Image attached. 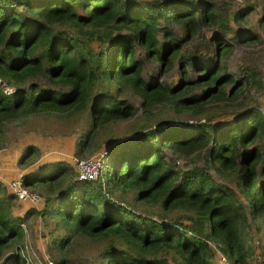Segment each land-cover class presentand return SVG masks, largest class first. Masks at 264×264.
Listing matches in <instances>:
<instances>
[{
	"label": "trees",
	"instance_id": "1",
	"mask_svg": "<svg viewBox=\"0 0 264 264\" xmlns=\"http://www.w3.org/2000/svg\"><path fill=\"white\" fill-rule=\"evenodd\" d=\"M258 5L264 0L232 11L213 0H0V132L41 114L74 122L83 157L103 128L137 109L150 117L166 105L184 117L153 114L157 121L112 135L96 180L65 160L35 167L24 183L43 203L23 215L0 180V264H26L18 249L6 253L22 245L29 214L48 226L58 264L82 244L94 246L88 264H220L221 254L229 264H264L253 260L250 221H264V107L235 102L244 92L264 97V61L244 58L232 73L226 65L234 45H264V14L245 19ZM175 65L170 84L163 76ZM38 155L29 144L18 161Z\"/></svg>",
	"mask_w": 264,
	"mask_h": 264
},
{
	"label": "rangeland",
	"instance_id": "2",
	"mask_svg": "<svg viewBox=\"0 0 264 264\" xmlns=\"http://www.w3.org/2000/svg\"><path fill=\"white\" fill-rule=\"evenodd\" d=\"M213 1L227 4L229 10L232 11L234 8H240L247 5L249 0ZM262 14H264V9L261 7V5H258L256 9H253L246 16L245 19L248 20V23H255L257 17H260ZM240 23L242 25H246L244 20L240 21ZM201 40L202 39L198 38L199 42ZM244 58H246V60L251 64H262L264 61V45L260 43L254 45L250 44V46L241 43L234 45L233 51L226 60L228 71L232 73L238 69V67L242 65ZM153 67H155V64L151 61L145 62V71H151ZM163 77L166 78L170 84L177 83L178 72L176 65ZM235 77H237L236 73ZM235 84V82H231L228 85L227 90L233 89ZM263 98L264 97L259 95V93L250 95L244 92L238 95V97L235 99V102H251V104L264 107L262 101ZM222 104L223 101L218 102V108L216 109L221 110V107L219 106ZM153 114H162V120H184L183 116L179 117L177 114L173 113L172 110L167 108L166 105H160L158 108H155L150 117H148V113H144L142 110L137 109L134 117L111 124L108 126V128H103L96 137L99 142V147L93 152L89 154L85 152L86 154L84 153L81 156L85 157L99 149L106 148L104 146H107V140L110 139L112 135L124 136L125 134L135 130L136 126H139L140 123L145 121L147 122V119L149 118L151 121H157L159 118L157 116H153ZM218 115L221 117H227L229 113L220 112ZM78 128H76L74 122L60 120L54 116L42 114L7 123L0 132V180L8 187V191H10L9 183L14 177L18 176L19 174L25 176L26 173L39 165L51 163L57 160H65L73 164L75 158H79V155L75 154V150L77 149L75 140L77 135L80 133ZM29 144L38 147L39 155L27 165H22L19 163L18 158L21 155L23 148ZM185 161L186 164H192V162H190L188 159ZM13 201H15V205L13 207L14 213L23 215L25 211L31 206L40 208L41 204L43 203V198L41 197V200L33 205H28L29 202H21L14 199ZM139 206L142 209L146 205L140 204ZM250 221L254 232V242L258 247L257 253H255L253 256V260L256 259L258 254L260 258H264V252L262 251V248L259 247L264 238V221L261 219H251ZM21 225L24 231L22 245L15 243L13 247L7 251L6 255L15 251L16 248L19 250L21 256L25 259L26 264H58L55 260L54 255L56 254L52 248V242H49V240H52V236L49 234L48 226L44 224L41 216L38 214L26 215L24 220L21 222ZM61 231L62 228L60 230L57 229L56 233ZM93 248L94 246L82 244L71 249L68 253L70 261L67 264H88ZM50 261H52V263H50Z\"/></svg>",
	"mask_w": 264,
	"mask_h": 264
},
{
	"label": "built area",
	"instance_id": "3",
	"mask_svg": "<svg viewBox=\"0 0 264 264\" xmlns=\"http://www.w3.org/2000/svg\"><path fill=\"white\" fill-rule=\"evenodd\" d=\"M1 86L3 91L6 93H10L13 90V88L7 83H2ZM107 154L108 147L99 149L85 157H76L73 165L78 172L79 177L86 180H96L100 174V169ZM9 188L16 201H24L29 202L28 204H36L41 200L42 197L37 191L33 190L24 183V176L22 174L10 181ZM259 258L260 256L258 254L256 260H258ZM50 263H52V261H50ZM219 263L229 264L230 261L226 256L221 254L219 257Z\"/></svg>",
	"mask_w": 264,
	"mask_h": 264
},
{
	"label": "crops",
	"instance_id": "4",
	"mask_svg": "<svg viewBox=\"0 0 264 264\" xmlns=\"http://www.w3.org/2000/svg\"><path fill=\"white\" fill-rule=\"evenodd\" d=\"M1 153H2V152H1ZM19 175H20V174H19ZM19 175H18V176H19ZM18 176H16V177H18ZM14 178H15V177H14ZM28 205H29V204H28ZM41 205H42V204H41Z\"/></svg>",
	"mask_w": 264,
	"mask_h": 264
},
{
	"label": "water",
	"instance_id": "5",
	"mask_svg": "<svg viewBox=\"0 0 264 264\" xmlns=\"http://www.w3.org/2000/svg\"><path fill=\"white\" fill-rule=\"evenodd\" d=\"M106 147H108V146H106Z\"/></svg>",
	"mask_w": 264,
	"mask_h": 264
}]
</instances>
